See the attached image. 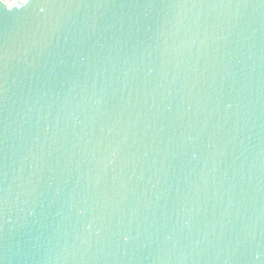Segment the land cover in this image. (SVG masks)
Returning a JSON list of instances; mask_svg holds the SVG:
<instances>
[{
  "label": "water",
  "instance_id": "1",
  "mask_svg": "<svg viewBox=\"0 0 264 264\" xmlns=\"http://www.w3.org/2000/svg\"><path fill=\"white\" fill-rule=\"evenodd\" d=\"M0 5V264H264V0Z\"/></svg>",
  "mask_w": 264,
  "mask_h": 264
},
{
  "label": "snow or ice",
  "instance_id": "2",
  "mask_svg": "<svg viewBox=\"0 0 264 264\" xmlns=\"http://www.w3.org/2000/svg\"><path fill=\"white\" fill-rule=\"evenodd\" d=\"M24 2L27 3L28 0H24ZM2 4H5V3L3 2V0H0V5H2ZM15 6H17V5H15V3H14V4L11 5V7L4 8L3 10H5V11H11L12 10V7H15Z\"/></svg>",
  "mask_w": 264,
  "mask_h": 264
},
{
  "label": "built area",
  "instance_id": "3",
  "mask_svg": "<svg viewBox=\"0 0 264 264\" xmlns=\"http://www.w3.org/2000/svg\"><path fill=\"white\" fill-rule=\"evenodd\" d=\"M8 4L14 3L16 0H5ZM8 1H11L10 3Z\"/></svg>",
  "mask_w": 264,
  "mask_h": 264
},
{
  "label": "bare ground",
  "instance_id": "4",
  "mask_svg": "<svg viewBox=\"0 0 264 264\" xmlns=\"http://www.w3.org/2000/svg\"><path fill=\"white\" fill-rule=\"evenodd\" d=\"M9 3L11 2V1H8Z\"/></svg>",
  "mask_w": 264,
  "mask_h": 264
}]
</instances>
